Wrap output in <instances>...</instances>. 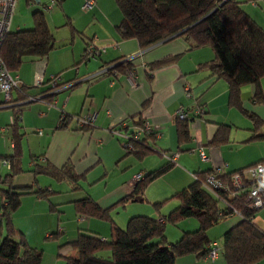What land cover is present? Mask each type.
Instances as JSON below:
<instances>
[{
	"label": "trees",
	"instance_id": "1",
	"mask_svg": "<svg viewBox=\"0 0 264 264\" xmlns=\"http://www.w3.org/2000/svg\"><path fill=\"white\" fill-rule=\"evenodd\" d=\"M53 1L54 5L61 6L64 0ZM246 1L249 0H114L121 12L116 31L121 39L135 38L141 48L176 37H182L187 44L183 52L204 46L210 47L214 52L213 57L199 62L196 70H208L209 78L227 82L228 105L251 120L249 139L262 140L264 120L252 107L254 104L264 105V92L260 82L264 76V28L241 6ZM44 5L49 8L47 4ZM32 18V27L9 30L1 44L0 58L13 74L19 70L24 57L29 56L32 60L46 57L55 46L54 35L44 11L35 10ZM65 23L70 27L72 36L76 33L82 37L86 36L84 31L75 29L70 20ZM180 55L175 53L162 57L153 61L151 67L174 62ZM121 58L108 70L117 74L133 69V60ZM56 82V86H51L48 78L40 85L49 84V87L41 92L45 93L46 103L53 102L57 84H65L59 80ZM246 84L253 86V93L250 98L242 99L241 88ZM26 87L19 83L18 87L11 91L10 102L15 103L9 106L11 120L8 129L13 142L12 150L11 153L0 154V165L4 160L8 161L9 165L6 174L0 173V264H41L43 255L42 249L28 244L26 235L16 228L12 218L21 204L23 194L34 192L48 197L51 193L41 188L32 191L30 185L14 184V178L24 173L20 119L23 105L21 102L28 94ZM197 107L202 108V114L197 116H203L206 110L199 103ZM191 110L192 108H189V112ZM61 115L58 127L65 125L68 117L63 111ZM195 117L175 116L178 145L191 140L190 120ZM144 118L142 112L127 117V126L123 129L132 133L131 128L141 125ZM79 127L90 130L92 125ZM231 131L230 124L219 123L210 143L220 145L227 142ZM160 133L161 130L156 128L144 132L137 139L132 137L133 149L126 150V154H133L137 158L151 153L163 155L166 150L154 147ZM174 164V161L167 159V162L151 171L140 172L141 178L132 185L130 192L109 205H100L90 195L74 199L72 203L76 215L107 222L110 227L109 235L103 237L90 229L80 228L77 236L66 242L73 252L58 253V256L65 264H175L178 257L187 254H194L201 259L205 258L207 246L212 240L208 236V229L235 213L239 216L238 222L223 232L222 244L218 241L219 254L221 252L223 255L222 264H256L264 259V229L252 219L256 211L264 205L253 207L251 202L245 199V195H234L233 188H220L216 192L207 190L204 181L213 172V168L196 171L189 184L152 203L153 208L161 213L160 209L168 200L176 199V206L167 214H159V217L134 214L128 218L125 227L116 223L112 212L127 202L143 201L148 184ZM251 164L231 171L222 170L216 177L228 181L233 173L242 172ZM29 172L34 176V180L36 174H44L57 181H65L73 191L81 189V179L84 177L82 173L76 172L70 159L60 166L51 162L34 163ZM192 217L198 221L196 229L183 231L174 241L167 239L166 223L176 225ZM57 233H51L49 236H56Z\"/></svg>",
	"mask_w": 264,
	"mask_h": 264
},
{
	"label": "crops",
	"instance_id": "2",
	"mask_svg": "<svg viewBox=\"0 0 264 264\" xmlns=\"http://www.w3.org/2000/svg\"><path fill=\"white\" fill-rule=\"evenodd\" d=\"M247 2L248 1L243 2L244 10L264 28V0H249V3ZM63 3L60 7L64 6ZM89 14L92 15V19L88 20V22L93 24L92 35H88L90 30H87V32H84L86 38L83 39L80 44L78 43L76 45V49L71 47V49H65L61 54L49 53L46 56V64L43 70L45 75L44 80L48 78L50 79L51 75H58L59 81L70 85V87L65 86L61 90L57 91L56 94L66 89H70V91H72L71 97H76L79 100V106L74 108L73 105L69 104V96L67 100H65L66 102L64 101L61 105L63 106V109L54 108L50 109L47 113L44 112V115L41 116L43 120L41 122L39 121L37 124L44 126L47 131H50V134H45L41 127H37L34 133L37 134L38 137L31 136L30 139H28L26 142H23L26 130L22 129L24 125L21 121L24 119L22 113L26 109L29 110L31 108V102L40 98L44 101L46 100V98H44L45 93L41 92L42 90L49 87V84L44 86L42 85L39 91H33L30 88L31 85H28L25 82V75L22 73L17 74L19 70L15 73L18 76L19 83L27 86L26 88L28 94L35 95L37 98L32 101L23 102L22 105L20 132L23 133L21 144L22 168L24 173L19 174L14 178V184L30 185V190L32 191L37 189L35 183L36 176L39 174L35 175L34 180V176L29 172L32 169L34 163L45 164L47 162H51L56 166H60L67 159H70L76 172L83 174L86 172L84 170L86 167L98 164L101 161L102 157L99 153L106 150L110 146L116 149L118 154H120V149L118 146L108 142L104 144V142L113 137L110 129L127 117L140 112H142V116H144L150 124L157 126L161 130L160 135L156 138L154 144L155 148L166 150V152L170 149L180 150V148H182L183 150H180L179 152L185 150H188L189 152L192 151V149L201 146L208 157L207 160H203L200 157L202 159L201 160L189 154L180 153L177 158V163H175L173 167L168 169L160 176L154 178L148 184L150 185L154 182H157L169 174H175L171 179L164 182L165 185L161 186V188L157 191L160 193L156 195L151 194L150 196L144 191V197L148 202L161 200L169 196L174 191L180 189V187L186 182L189 181L187 183L189 184L194 179V174L196 171L208 170L214 166H222V164L226 166V168H222L223 171H231L264 159V154H261V156L254 154L252 158L248 160H242L235 164L234 161L227 157L226 154V151L231 148L229 145L231 142V135L227 142L220 145L210 143L219 123H227L231 126H234V124L238 125V123H242L243 121L241 118V112L228 105L227 82L223 79L209 78L208 70H196L197 64L199 62L211 59L213 57L214 52L210 47V49H207V47L204 46L183 52L187 44L182 37H176L168 41L164 40L162 42L156 43L147 48H141L135 38L121 39L119 37L116 31V24L121 19V12L120 10L118 11L117 9H114V7L111 6V3H105L103 0H95V5L90 10ZM65 22L64 25H67ZM73 27L76 28L74 25ZM89 38H92V40H89ZM72 39L73 36L71 35V41ZM88 41L91 42V45H94L97 49H100V53L97 54L92 60L87 61L85 65L78 66L77 64L79 62L86 59V57H83V55L86 54ZM139 51L142 52L141 55H138L132 59L135 64L132 66L135 84H131L130 78L127 74L128 71H120L119 73L115 74L108 70L110 67H108L106 73L100 77L90 81L85 80L89 74L95 73L102 66L113 65L116 60L120 59V57H127L129 55L138 53ZM175 53H180L181 55L174 62H170L169 64L158 67H151V63L153 61L168 55H173ZM260 82L264 92V76L260 79ZM187 88L188 92L191 94L190 96L186 95ZM252 93L253 86L251 84L242 86V99L250 98ZM56 94L53 98V102L57 106V104H59V98ZM198 103L203 106V109L206 110V113L203 114V116L195 117L198 118L201 123L197 126H193L190 129L192 136L191 140L187 143L178 145L175 135L174 112L178 107L184 106L188 108H194ZM252 108L253 111L264 120V105L254 104ZM84 109H86V111H84ZM62 111L68 114V117L66 119L65 125L58 127ZM81 113L95 114L94 125L90 130L81 129L77 122L73 124L75 127H70L72 117L75 114ZM195 118L193 120H195ZM8 119L9 122L6 124L7 126H0V130L2 132H7L9 130L8 125L11 120L10 115H8ZM2 121L3 120L0 119V123H2ZM250 121L251 120L247 121V127L249 130L252 127V122L250 126ZM4 127H6V129L2 130ZM38 129H41L42 132L38 133ZM246 137L247 138L242 142L250 140V134ZM12 143L13 142L11 141L10 147H12ZM8 153L11 152H5L4 154ZM25 153L26 157L29 159L28 164L30 169H24L25 166L23 164V157ZM125 155H127L126 152L123 156ZM131 155L140 161L138 165L140 169L138 172H135L134 175L139 172L145 173L147 171H151L167 162V159L162 161L160 159H155V157H151V155H160L157 153H151L145 155L142 158H137L133 154ZM126 161L127 163H132V161L128 158H126ZM102 176H106V173H104ZM130 181L131 179L129 182ZM128 184L126 180H123L116 187L110 189L105 194L104 198L97 201L102 206L110 204L111 202L130 192L132 185ZM38 188L46 189V191L52 192L48 186L42 187L40 185ZM31 194L34 197L30 199L32 208L29 212V216H32L35 203L39 202V200H41L40 198L42 197L34 192H29L23 194L21 197V204L13 215L14 224H16L17 221V212L23 206L24 200L28 198L27 196ZM74 199H71V202ZM175 204L176 201L169 203L167 205L168 207L166 208V212L164 213H168L167 211L175 207ZM148 206L138 205L137 203L128 204L126 207H123L124 210L122 212L115 216L116 223L124 226L127 217L140 212L149 213L156 217H159V214H163L162 212L159 213L157 211H152L150 205ZM123 212L124 216H121V213ZM252 219L256 224L264 229V216H259L255 213ZM222 220L224 224V232L229 226L238 222L239 216L237 214L229 215ZM108 226L105 225V223H101V220L96 221L93 219V217L77 216L76 220L73 219L70 224H67V228L64 226L61 227L60 232H58L61 234V236L58 240L59 245L57 249L60 248L63 252L60 250H58L59 252L57 251V253L52 252L50 254V258H48V264H64L63 259L58 256V253L61 252L68 254L73 252L71 246L66 242L74 239L80 228L90 229L103 237H107L110 230V227ZM190 227H196V223L192 224ZM50 230L51 229L49 228L48 232H46V236L50 235ZM165 231L168 234L167 228ZM179 233L180 232H178L176 235L178 236ZM208 236L213 237L209 234ZM169 239L172 240V238ZM219 256L220 254L215 260L212 261L204 257L199 259L196 257V255L187 254L179 257L175 264H222L223 261L217 263ZM256 264H264V259Z\"/></svg>",
	"mask_w": 264,
	"mask_h": 264
},
{
	"label": "rangeland",
	"instance_id": "3",
	"mask_svg": "<svg viewBox=\"0 0 264 264\" xmlns=\"http://www.w3.org/2000/svg\"><path fill=\"white\" fill-rule=\"evenodd\" d=\"M51 1L52 0H40L39 2L35 0H16V4L14 7V12L12 16V21L10 24V31H15L19 28L32 27L33 25L32 14L35 10L40 9L44 11V14L47 18L50 29L55 39V48L52 49L50 53L51 54H54V53L61 54L63 53L65 49H68V48L71 49V47H74L76 49V45L78 43L80 44V42L83 41V39H85L86 37L85 36L82 37L80 34L76 33V35L73 36V39L71 41V29L67 25H64V22L66 20H70L71 23L76 27L75 29L78 28V29L84 30V32H87V30H90L89 31L90 33L89 34L87 33V34L92 35L93 34V31H92L93 24L88 22V20L92 19V15L89 14V12L95 4L90 9L85 10L82 8V0H64V3L62 2L64 5L63 7H60L59 4H56L52 7L46 8L44 4H49ZM103 1L105 3L106 2L111 3V6L114 7V9H117L119 11V8L115 4L114 0H111V1L103 0ZM247 3H249V1ZM243 5L244 3L241 4L242 7ZM263 14H264V11H263ZM206 47L207 49H210L208 46ZM23 59H24L23 63L21 67L19 68V71L17 72V74L18 73L24 74L25 75L24 80L28 85H31L30 88L33 91H39L40 88L42 87L38 85L39 77L40 76H43V78L45 77L44 71L42 72V67L39 64H37L36 60H32L31 57L26 56ZM92 59L93 57H87L85 60L79 62L77 65L78 66L85 65L87 61L92 60ZM25 78H28V79H25ZM69 91L70 89H66L56 94L59 98V104H57V106L54 102L51 104H48L41 98L30 103L31 108L29 110L26 109L27 111L25 110L26 112L23 111L22 113L24 119H22L21 121L25 125V127L23 125L22 129L26 130V134L24 135L23 142H26L28 139L31 138V136L38 137V135L34 133L37 127H41L45 134L46 133L50 134V131H47V129H45L44 126H40L37 124L39 121L41 122L43 120L41 116L44 115V112L47 113L50 109H54V108L63 109V106L61 105L63 104L65 100H67L69 96H70L69 104L73 105L74 108H77L79 106L78 105L79 100L76 97H71L72 91L70 92ZM84 111H86V109H84ZM8 115L11 116V110L9 107L0 108V119L3 120L2 123H0V126H7L6 124L9 122ZM241 115H242L241 118L243 121L242 123H238V125L234 124V126H232L231 138H230L231 142L229 143L231 148H229L226 151L227 157L233 160L235 164L242 160H248L252 158L254 154L258 156H261V154H264V139L262 140L250 139L246 142H242L243 140L247 138L246 136H249L250 134V130L247 127L248 126L247 121H249L250 119L242 113ZM76 122L77 124L79 123L77 120V116L74 115L72 117V121L70 122V127L74 126L73 124ZM190 122H191L190 129L193 126H197L198 124L201 123V121L198 118H195V120H192ZM250 126H251V121H250ZM262 130L264 131V127ZM9 134H10L9 130L7 132H2L0 130V154H4L5 152H11L12 150V148L10 147L11 139L9 137ZM112 136L113 137L110 138L108 141L104 142V144L108 142V143L114 144L115 146H118L120 149V154H118V151L111 146L100 153L98 152L101 155L102 159L98 164L91 165L84 169L86 171L85 172L86 175L85 173H83L84 177L81 179L82 187L80 190L73 191L67 182L57 181L53 179L52 177L48 175H44V174L37 175L38 176V182H37V176H36L35 186L37 187V189H38V186L40 185L42 187L48 186L52 192L50 193V195H48V197L41 196L42 197L40 198L41 200L35 203V206L33 207L32 216H29V212L31 211V208H32V203L30 202V199H32V197L34 196L32 194L27 196L28 198L24 200L23 206L17 212L18 213L16 217L17 225L16 224L14 225L16 226L17 229L24 232L29 245L43 250L41 264H48V258H50V254L52 252L57 253L58 250L61 251L60 248L57 249L59 245L58 240L61 234H57L56 236H49V235L46 236V232H48L49 228L51 229L49 231L50 234L54 232H60L61 227L64 226L65 228H67V224H70V222L73 219L76 220L78 216L75 213L74 206H73V203L71 202V199L78 198V197H81L87 194L89 195L91 194V196L96 198V200H99V199L101 200L102 198L105 197V194L110 189H113L114 187H116L123 180H126L128 184L129 180L132 179V176L134 175V173L139 171L140 167H138V165L140 161L134 158L131 154H127L123 156L126 152V149L122 146L123 139L115 135H112ZM200 148L202 147L199 146L198 148H194L192 149V151H189V152L188 150H185V151L179 152V154L186 153L193 157H197L198 159H201L199 156ZM180 150H183V149L180 148ZM175 151L176 149L174 150L170 149V150H167V152L164 153L163 155H154V156L151 155V157H155V159H160L164 161L167 158H169V156L172 155ZM126 158L130 159L132 163H129V162L127 163ZM175 161H176L175 163H177V159H175ZM28 162H29V159L28 157H26V153H25L23 157V164L25 166L24 169H30ZM180 166H183V165H180ZM8 167L9 165L1 164L0 173H2L3 175L6 174L8 171ZM222 168H226V166L222 164ZM104 173H106V176L103 177L102 175ZM173 175L175 174L173 173L169 174L165 176V178L160 179L157 182H154L148 185V187L145 190V193H148L150 196L151 194L156 195L160 193L157 191L161 188V186L165 185L164 182L171 179ZM188 182H186L185 184H187ZM19 183H22V182H19ZM155 201H160V200H154V201L148 202L146 199H144L143 201L127 202L124 206L117 207L112 212V216L115 219V216L124 210L123 207H126L128 204H131V203H137L138 205H147V206L150 205V208L152 209V211L155 212L156 210L152 206V203ZM173 201L174 202L176 201V204H177L176 199L168 200L163 205V207L160 209V211L163 214H165L164 212H166V208L168 207L167 205ZM137 214H146V215L156 217L149 213L140 212ZM13 215H12V218H14ZM122 215L124 216V212L121 213V216ZM256 215L264 216V207L258 209L256 212ZM128 218L129 217H127L126 222ZM93 219H95L96 221H100L97 218H93ZM65 221H66V224H65ZM126 222L124 226H121L119 224L118 225L121 227H125ZM219 222L213 225L210 229H208L207 233L210 236L215 237V238L210 237L212 240L217 239L222 244L221 237L223 234L224 224H223V220H220ZM101 223H105V225L108 226L107 222H104L101 220ZM194 223H196V227H190ZM197 227H198V221L196 220V218L192 217V218L184 219L180 221L179 223H177L176 225L166 223L165 229L167 228L168 234L166 231H165V234L169 241H174L177 238H179V236L182 234L183 231L194 230V228L196 229ZM178 232L180 233L177 236L176 234H178ZM76 236L77 234L75 235V237ZM169 238H172V240ZM188 255H194V254H188ZM220 261L221 262L223 261V255L221 252H220V256H219L217 263H219ZM64 264H65V261H64Z\"/></svg>",
	"mask_w": 264,
	"mask_h": 264
},
{
	"label": "built area",
	"instance_id": "4",
	"mask_svg": "<svg viewBox=\"0 0 264 264\" xmlns=\"http://www.w3.org/2000/svg\"><path fill=\"white\" fill-rule=\"evenodd\" d=\"M35 1L39 2L40 0H35ZM15 4H16V0H0V47L6 34L10 30V24L12 21ZM94 4H95V0H83L82 8L88 10ZM53 5H54V1L52 0L49 4H47V7H52ZM90 43L91 42L87 43L86 54L83 55V57L85 56L86 58L87 57L94 58L96 57L97 54L100 53V49H97L94 45H91ZM141 53L142 52L139 51L138 53L122 58V60L124 59L132 60L136 56L141 55ZM36 62L42 67V72H43V69L46 64V57L45 56L40 57L36 59ZM108 67L111 68L112 65L102 66L95 73L89 74L85 78V80H93L97 77H100L101 75L106 73ZM127 74L128 77L130 78L131 84H135L133 71L129 70ZM57 80H59L57 76L51 75L50 85L56 86ZM43 81H44L43 76H40L38 85L40 86ZM18 85H19L18 76L16 74L11 73L7 69L6 65L3 63L2 59L0 58V108L9 107L10 105H15L14 102H10V97H11V91L14 88L18 87ZM65 86L70 87V85L68 84H61V85L57 84V87H55L54 90L59 91ZM186 95L187 96L191 95L190 92H188V88L186 89ZM36 98L37 96L35 95L26 94L24 101L35 100ZM200 113L202 114V108L200 109L197 106L192 108L191 112H189V108L181 106L176 109V111L174 112V116H179L180 118H184L191 115L197 116ZM75 116H77L79 126L94 125V119H95L94 113L76 114ZM125 126H127V120L124 119L116 126L112 127L110 131L112 135L122 138L123 139L122 146L126 150H130V151L133 149L132 137L137 139L138 137H140V135H142L146 131L148 132L150 129H156V128L159 129L157 126L150 124L145 118L143 119L141 125H134L131 128L132 133H128L125 129H123V127ZM4 129H6V127L2 128V130ZM41 132H42L41 129H38V133ZM178 155L179 152L176 150L167 159L175 162V159H177ZM199 156L203 160L208 159L207 155L205 154L202 148L199 149ZM2 164L8 165V161L4 160L2 161ZM221 172H222L221 165L213 167V172L209 174L204 181V187L207 190L211 192H216L220 188L223 189L233 188L235 193L234 195H245V199L250 201L253 207L259 208L262 205H264V160H260L258 162L251 164L250 166L243 169L242 172L233 173L228 181H223L222 179L216 177V175ZM141 175L142 174L140 172L133 175L129 184L133 185L141 178ZM159 220H162V218H159ZM219 248H220V243L218 242V240H211L207 246L208 251L205 255V258L212 261L215 260L219 255Z\"/></svg>",
	"mask_w": 264,
	"mask_h": 264
},
{
	"label": "water",
	"instance_id": "5",
	"mask_svg": "<svg viewBox=\"0 0 264 264\" xmlns=\"http://www.w3.org/2000/svg\"><path fill=\"white\" fill-rule=\"evenodd\" d=\"M29 101H32V100H29ZM24 102H27V101H24Z\"/></svg>",
	"mask_w": 264,
	"mask_h": 264
}]
</instances>
